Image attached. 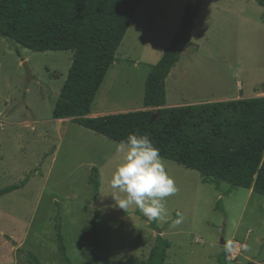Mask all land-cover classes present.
Masks as SVG:
<instances>
[{
    "label": "rangeland",
    "instance_id": "1",
    "mask_svg": "<svg viewBox=\"0 0 264 264\" xmlns=\"http://www.w3.org/2000/svg\"><path fill=\"white\" fill-rule=\"evenodd\" d=\"M188 2L195 1L140 2L88 117L146 110L148 67L168 47ZM72 56L32 52L0 37V189L37 172L23 189L0 197V264H28L27 252L40 264H63L56 215L71 264L145 261L157 236L170 244L166 264H264V197L250 190L203 184L196 171L163 159L177 188L165 198L169 222L116 206L109 180L121 143L52 119ZM165 90L166 108L264 97L263 9L254 0H203L190 45ZM92 168L99 182L95 196ZM178 213L182 223L172 228Z\"/></svg>",
    "mask_w": 264,
    "mask_h": 264
},
{
    "label": "trees",
    "instance_id": "2",
    "mask_svg": "<svg viewBox=\"0 0 264 264\" xmlns=\"http://www.w3.org/2000/svg\"><path fill=\"white\" fill-rule=\"evenodd\" d=\"M142 0H0V37L32 52H73L71 65L52 110L53 120H69L108 140L121 143L130 133L148 135L163 159L199 173L203 184L250 190L264 197V97L166 108L165 80L190 45L200 11L188 2L177 32L159 61L148 67L144 82L146 110L88 117L91 104ZM264 11V0H254ZM16 54L20 57L18 49ZM155 111L159 117L150 123ZM93 195L99 187L92 168ZM27 173L0 189V197L23 189L36 175ZM137 215L138 212H137ZM154 225L151 223V228ZM57 251L71 264L61 234V218H54ZM98 245L95 227H90ZM170 244L157 236L145 261L128 264H166ZM17 254H23L17 250ZM28 264H40L31 252ZM92 264H97L95 261Z\"/></svg>",
    "mask_w": 264,
    "mask_h": 264
},
{
    "label": "clouds",
    "instance_id": "3",
    "mask_svg": "<svg viewBox=\"0 0 264 264\" xmlns=\"http://www.w3.org/2000/svg\"><path fill=\"white\" fill-rule=\"evenodd\" d=\"M117 153L119 159L109 180L116 206L124 211L136 207L149 221L169 222L165 198L174 195L177 188L159 148L148 135L130 133ZM182 220L178 213L169 226L175 228Z\"/></svg>",
    "mask_w": 264,
    "mask_h": 264
},
{
    "label": "water",
    "instance_id": "4",
    "mask_svg": "<svg viewBox=\"0 0 264 264\" xmlns=\"http://www.w3.org/2000/svg\"><path fill=\"white\" fill-rule=\"evenodd\" d=\"M197 6H198V1H195L194 2V7H197ZM23 66H24V68L26 70V74L28 75V78H30L29 71L27 69L26 63H24ZM158 117H159V112L155 111L153 113V115L151 116L150 123H153ZM220 244H224V241L222 240Z\"/></svg>",
    "mask_w": 264,
    "mask_h": 264
},
{
    "label": "crops",
    "instance_id": "5",
    "mask_svg": "<svg viewBox=\"0 0 264 264\" xmlns=\"http://www.w3.org/2000/svg\"><path fill=\"white\" fill-rule=\"evenodd\" d=\"M198 14H199V13H198ZM197 18H198V16H197ZM196 20H197V19H196ZM196 20H195V22H194V25L196 24ZM193 28H194V26H193ZM192 30H193V29H192ZM191 32H192V31H191ZM190 37H191V36H190ZM181 54H182V53H181ZM180 57H181V56H180ZM179 60H180V59H179ZM176 65H177V64H176ZM176 65H175V66H176ZM174 68H175V67H174ZM174 68H173V69H174ZM173 69H172V70H173ZM172 70H171V71H172ZM253 98H256V97H253Z\"/></svg>",
    "mask_w": 264,
    "mask_h": 264
}]
</instances>
